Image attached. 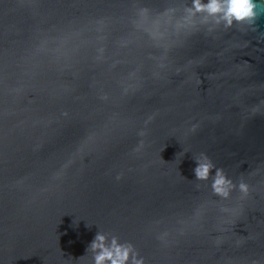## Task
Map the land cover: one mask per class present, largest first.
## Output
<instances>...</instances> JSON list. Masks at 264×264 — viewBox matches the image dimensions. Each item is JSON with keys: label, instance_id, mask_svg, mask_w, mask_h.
<instances>
[{"label": "water", "instance_id": "1", "mask_svg": "<svg viewBox=\"0 0 264 264\" xmlns=\"http://www.w3.org/2000/svg\"><path fill=\"white\" fill-rule=\"evenodd\" d=\"M190 4L0 0V264H93L99 230L145 264H264V4L230 28Z\"/></svg>", "mask_w": 264, "mask_h": 264}, {"label": "clouds", "instance_id": "2", "mask_svg": "<svg viewBox=\"0 0 264 264\" xmlns=\"http://www.w3.org/2000/svg\"><path fill=\"white\" fill-rule=\"evenodd\" d=\"M264 0H191L185 8V21L192 22L199 17L201 23L221 25L230 28L234 24H254L259 13L258 8ZM193 173L195 180L208 181L214 194L228 198L236 187L222 168H217L212 160L202 154L195 158ZM239 190L247 195L248 185L241 181ZM93 254V264H145L144 258L131 242H122L115 235L98 231L87 251Z\"/></svg>", "mask_w": 264, "mask_h": 264}]
</instances>
